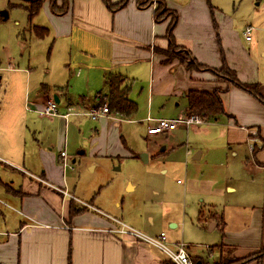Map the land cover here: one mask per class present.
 Masks as SVG:
<instances>
[{"label":"crops","instance_id":"crops-1","mask_svg":"<svg viewBox=\"0 0 264 264\" xmlns=\"http://www.w3.org/2000/svg\"><path fill=\"white\" fill-rule=\"evenodd\" d=\"M118 1L110 0L111 3ZM164 3L176 15L172 30L178 48L175 53H180L182 49L186 57L194 58L207 68L190 69L184 64L185 60L172 56V53L167 54L172 51L166 37L171 15L156 21L154 5L150 2L139 5L137 0H127L123 7L111 10L104 0H71L63 13H54L49 0L42 3L41 8L47 13L49 22L47 27L34 26L46 28V34L51 30L59 39L76 37V44L83 48V59L77 63L76 91H71L74 90L73 83H66L65 86L42 83L39 90L31 91V72L25 70L21 74L15 69L11 70V82L7 83L12 88L5 85L2 89L0 264H163L169 261L156 248L117 233L115 220H121L102 210L100 200L90 197L86 201L74 195V186L70 188L67 182L71 159L66 151L69 142L66 143V135L62 137L69 127L68 120L72 117L90 118L86 112L103 104L108 90L107 75L119 74L127 81L132 78L139 82L138 77L145 74L146 99L152 106L157 98L181 96L186 100L185 95L190 89L220 87L212 69L220 68L223 58L236 73L228 60V51L223 47L222 16L210 0H187L179 9L170 6L169 0H164ZM57 4L60 5L61 1L57 0ZM83 32L85 34L80 39L78 33ZM251 39L245 41L250 42ZM101 50L107 51L109 56L101 63L91 65L89 59ZM91 72L95 74L92 79ZM238 79L256 84L258 92L264 97L263 80ZM83 84L89 90L88 96L78 94V88ZM218 89L221 90L219 97L223 114L216 119H208L204 124H178L174 129L159 134H164L163 139L169 144L178 130H189V138L182 142L184 146L181 148L185 157L195 161L208 162V152L212 148L205 152L204 146L216 136L225 140L234 157L244 154L242 169L252 177L251 182L240 187L237 200L248 207L249 212L246 217L230 214L228 219L223 213L221 215L224 222L221 244L230 247L234 257L242 258L264 249V103L235 85ZM129 92L130 88L127 92L130 99ZM72 93L77 97H72ZM48 98H53L58 115L38 114L37 110ZM186 109L187 103L176 114L177 118L187 115ZM65 114L66 117L63 116ZM37 115L44 118L38 120ZM150 118L153 119L147 113L143 121L153 123L147 120ZM107 119L120 121L126 118L109 110L106 116L92 120L100 125ZM54 130L57 136L49 137L47 131ZM96 132L97 137L91 139L92 153L99 148L96 141L100 128ZM167 147L154 153L153 158L166 152ZM62 151L65 152L64 159L60 157ZM142 155H139L141 160ZM150 157L145 154L142 161L147 162ZM71 162H75L74 157ZM162 165L165 166L162 172H165L166 161ZM63 189H66L67 196L63 195ZM126 189L132 190L134 186L127 183ZM225 190L228 195L237 191L231 185H227ZM149 220L153 223L151 217ZM167 223L172 228L176 227V223L169 219ZM217 226V221L210 222V230ZM177 242L169 241L170 246ZM187 248L188 245V253ZM216 253L218 257L222 255L219 250ZM245 264H264V254L259 261Z\"/></svg>","mask_w":264,"mask_h":264},{"label":"rangeland","instance_id":"rangeland-1","mask_svg":"<svg viewBox=\"0 0 264 264\" xmlns=\"http://www.w3.org/2000/svg\"><path fill=\"white\" fill-rule=\"evenodd\" d=\"M162 1L150 0V3L156 10ZM169 1L170 6L179 9L187 0ZM20 3L26 2L0 0V94L5 85L12 88L7 84L11 82L12 69L21 74L25 70L31 72V91L39 90L42 83L64 86L73 83L74 90L71 91H76L77 63L83 59V48L76 44L78 39H59L51 30L42 38L38 37L32 27H47V13L41 8L30 22L27 11L14 6ZM210 3L222 16L223 47L228 51V60L238 78L253 81L259 78L264 81V0H210ZM2 13H6L7 17L4 18ZM166 15L169 16L168 13ZM166 15L161 17L166 18ZM246 27L250 28V42L244 39L243 30ZM84 34L78 33L80 39ZM177 49L171 47L169 53L185 60L184 64H190L191 58L186 57L182 49L180 53H175ZM108 56L107 51L101 50L89 62L96 65ZM202 66L189 65L190 69L196 70L203 69ZM220 68L212 70L220 86L218 88L234 85L235 77L217 72ZM90 74L92 79L95 74ZM138 79L139 82L132 78L128 81L130 100L137 103V110L130 116H122L126 119H107L100 125L85 116L68 120L69 127L62 137L66 135V143L69 142L67 154L71 159L75 158L74 163L69 160L68 185H71L70 188L74 186L75 196L86 201L90 197L100 200L101 209L106 213L149 236L164 231L169 246V241L183 242L188 245V253L193 259L212 263L219 259L216 253L219 250L222 253L221 262L228 264L236 257L230 247L221 244L220 216L223 213L227 219L230 214L246 217L249 212V208L237 200L240 187L251 182L252 177L242 169L244 154L239 153L234 157L225 140L216 136L204 146L205 152L212 148L208 152V162L204 163V160L195 161L185 157L181 146H184L182 142L188 140L189 130H178L169 144L163 139L164 134L147 135V128L153 124L143 121L147 113L153 119H176V114L184 109L186 100L181 96L157 98L151 106L145 94V74ZM78 94L88 96L89 90L85 84L79 86ZM72 97L77 96L72 93ZM202 117L204 122L201 124L212 119ZM36 118L42 120L44 117L37 115ZM99 128L96 141L99 148L92 153L91 139L97 137L96 130ZM47 133L52 138L57 136L56 130ZM162 147H167L166 152L153 158L152 155ZM79 151H82L81 154H77ZM140 154L151 157L143 162ZM164 161L167 170L162 172V168L165 169L162 165ZM127 183H131L134 189L127 190ZM227 185L235 186L237 191L228 195L225 190ZM150 217L153 223H150ZM168 219L176 223L175 228L167 223ZM212 220L217 221L218 226L210 230Z\"/></svg>","mask_w":264,"mask_h":264},{"label":"trees","instance_id":"trees-1","mask_svg":"<svg viewBox=\"0 0 264 264\" xmlns=\"http://www.w3.org/2000/svg\"><path fill=\"white\" fill-rule=\"evenodd\" d=\"M24 1L27 4L20 3V4H15L14 6H19V7L24 8L28 13V19L31 22V20L38 14L41 8V5L45 0H24ZM60 1H61V4L58 5L57 0H49L52 11L54 13H63L68 8L71 0H60ZM104 2L109 9L116 10L118 8L123 7L127 3V0H119L116 3H111L110 0H104ZM149 2L150 0H145V1L137 0V3L139 5L141 4L145 5ZM166 8L167 7L165 6L164 0H163L162 2H160L159 7L156 10H154V18L156 21L157 20L160 21V20L165 19L164 17H161V15H166V13L171 15V22L167 28L166 37L169 40V45L171 47H176L174 37L172 35V30L176 23V15L174 14L172 10H169L168 8L167 9ZM157 11H160V12L157 14ZM32 29L36 32V35L41 38L47 33V30L44 27L33 26ZM169 52H167V54H171ZM186 53L188 54L189 52L186 51ZM189 63L190 64H188V67L189 65H195V64L196 66H202V65H199V63H197L194 58H191ZM202 67L207 68L204 65ZM212 70H215V69H212ZM217 72H223L226 75H229V74L233 75L235 77L234 78L235 80L233 81V84L235 86H237L240 89L245 90L246 92L255 96L257 99L261 100L264 103V97L258 92L257 85L239 81V79L236 76L235 71L232 69H229L225 65L224 58H223L222 67ZM106 84H107L108 90H107V93L104 95L105 99L102 101L108 106V109L111 111H114L118 115L126 116V117L134 114L137 110V107H136L135 102L130 100L127 96V92L129 89V82L127 81L126 77L121 76L119 74L107 75ZM220 92L221 90H219L218 88H213L211 90H195V89L188 90L185 95L186 103H187V109H186L187 116L191 114H199V115L207 116L212 119H216V117H218L220 114H223V106H222V102L219 97ZM220 219H221V230H223L224 222L221 216H220ZM263 254H264V249H261L258 252L249 254L245 257L236 258V259L231 260L230 262L228 261L229 262L228 264H245L252 260L259 261ZM219 259L216 261H213L212 263H204L201 259H192V260L193 262L200 261L201 264H224L221 262L222 256H220ZM163 264H174V263L171 261H166V262H163Z\"/></svg>","mask_w":264,"mask_h":264},{"label":"built area","instance_id":"built-area-1","mask_svg":"<svg viewBox=\"0 0 264 264\" xmlns=\"http://www.w3.org/2000/svg\"><path fill=\"white\" fill-rule=\"evenodd\" d=\"M245 39H250V28H245ZM40 116H56L59 113L57 112L56 104L53 101V98H48L43 103L42 107L37 110ZM109 113L108 106L103 103L98 108H92L86 112V114L91 119H96L101 116H106ZM67 116V114L63 115ZM153 121V124L147 128V134H159L169 130L174 129L178 124H183L184 126H190L193 124H201L204 122L203 117L199 114L185 115L176 119H147ZM62 159L65 158V152L60 153ZM65 165L64 160L62 161ZM63 195L67 196L68 193L66 189L61 190ZM118 224L116 232L120 235L130 236L132 239L148 244L149 246L156 248L161 251L167 258V260L173 262L174 264H194L193 260L189 256L186 250V244L183 242H177L176 244L169 246L167 244V236L165 232H160L156 236H149L131 226L124 224L119 220H115Z\"/></svg>","mask_w":264,"mask_h":264},{"label":"water","instance_id":"water-1","mask_svg":"<svg viewBox=\"0 0 264 264\" xmlns=\"http://www.w3.org/2000/svg\"><path fill=\"white\" fill-rule=\"evenodd\" d=\"M2 15L4 16V18L7 17L6 13H2ZM143 155H145V154H143ZM143 155L141 156V158H142V160H145V159H143ZM195 264H201V262L200 261H196Z\"/></svg>","mask_w":264,"mask_h":264}]
</instances>
